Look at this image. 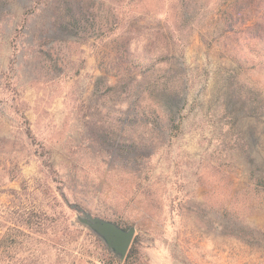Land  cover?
<instances>
[{
	"label": "rangeland",
	"instance_id": "1",
	"mask_svg": "<svg viewBox=\"0 0 264 264\" xmlns=\"http://www.w3.org/2000/svg\"><path fill=\"white\" fill-rule=\"evenodd\" d=\"M48 1L12 0L0 16V264H120L67 202L136 225L138 257L123 264H264V191L251 178L264 173V69L242 75L258 93L253 116L216 34L237 0H191L187 23L181 0H94L101 31L43 45ZM126 37L141 64L183 63L188 80L179 126L135 169L108 164L81 110L99 78L117 81L114 41ZM55 62L62 72L48 71ZM101 93L107 110V84ZM31 210L41 230L17 226Z\"/></svg>",
	"mask_w": 264,
	"mask_h": 264
},
{
	"label": "trees",
	"instance_id": "2",
	"mask_svg": "<svg viewBox=\"0 0 264 264\" xmlns=\"http://www.w3.org/2000/svg\"><path fill=\"white\" fill-rule=\"evenodd\" d=\"M12 0H0V16L8 15V5ZM133 2L135 0H129ZM255 0H237L223 15L216 32L220 47L237 64L231 80L234 96L242 102L250 115H256L255 105L258 93L244 83L242 75L247 71L264 69V13L252 14L250 8ZM182 10L186 13L183 22L189 20L191 0H181ZM94 0H49L45 6L43 45L53 42L77 43V39L96 35L104 27V20L94 8ZM34 10V9H33ZM251 24L249 25V22ZM138 19L131 23L133 29ZM21 24V23H20ZM18 24V25H20ZM26 20H24V25ZM132 32V30H131ZM130 37V36H129ZM126 37L114 43L115 58L112 69L116 70V82L107 76L99 78L96 84L95 98L81 104L83 120L86 119V133L92 144L106 155L109 165L116 163L132 169L152 160L158 143H165L170 138L172 129L179 126L180 115L185 103L183 95L188 87L187 71L179 62L162 61L141 64V58L134 57L131 51L132 41ZM49 47L46 54L52 57ZM163 49V48H162ZM56 52V51H55ZM48 61V58H45ZM139 61V62H138ZM143 65V66H142ZM49 72L62 70L57 62L48 65ZM107 84V110L102 101V89ZM28 136L34 139L32 131ZM229 150L224 146L221 154L226 157ZM256 190L264 191V173H251ZM22 223L24 230L35 231L43 225L35 219V211H28ZM120 227L125 230L117 221ZM71 230L66 226L64 232ZM134 240L126 262L138 257Z\"/></svg>",
	"mask_w": 264,
	"mask_h": 264
},
{
	"label": "water",
	"instance_id": "3",
	"mask_svg": "<svg viewBox=\"0 0 264 264\" xmlns=\"http://www.w3.org/2000/svg\"><path fill=\"white\" fill-rule=\"evenodd\" d=\"M183 65V63H180ZM187 89L183 95V102L187 100ZM72 210L77 212V223L86 228L98 238L110 254L123 264L130 252L136 234V225L128 230L123 229L117 223L105 218L95 216L76 204L67 202Z\"/></svg>",
	"mask_w": 264,
	"mask_h": 264
}]
</instances>
